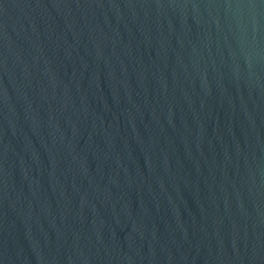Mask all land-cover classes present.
I'll use <instances>...</instances> for the list:
<instances>
[{
	"label": "water",
	"instance_id": "1",
	"mask_svg": "<svg viewBox=\"0 0 264 264\" xmlns=\"http://www.w3.org/2000/svg\"><path fill=\"white\" fill-rule=\"evenodd\" d=\"M0 264H264V0H0Z\"/></svg>",
	"mask_w": 264,
	"mask_h": 264
}]
</instances>
